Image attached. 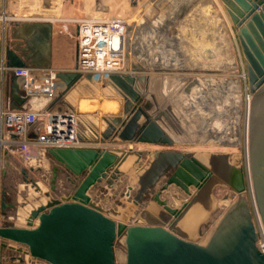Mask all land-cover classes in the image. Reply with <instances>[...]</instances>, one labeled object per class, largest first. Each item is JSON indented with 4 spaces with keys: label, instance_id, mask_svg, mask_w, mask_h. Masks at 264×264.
<instances>
[{
    "label": "rangeland",
    "instance_id": "1",
    "mask_svg": "<svg viewBox=\"0 0 264 264\" xmlns=\"http://www.w3.org/2000/svg\"><path fill=\"white\" fill-rule=\"evenodd\" d=\"M1 5L10 17H31L32 20L24 21L28 23L46 19L72 25L88 19H122L126 24L125 37L116 48L123 54L126 71L132 70L134 75L147 73L155 80L151 87L138 89V104L173 137L171 148L190 153L221 179L213 186L217 207L201 226L200 242L206 240L225 209L239 196L246 199L255 221L252 182L246 167L245 125L247 100L252 92L236 29L221 0H1ZM13 33L12 30L5 34L7 48L14 49L17 45ZM67 38L70 37L67 35ZM24 48L31 49L27 44ZM86 75L80 74L68 88L63 86L58 94L59 107L68 108L71 104V111L77 117L80 142L86 148L108 145L102 150L112 156H107L108 162L97 168L98 174L104 169L106 175L97 174L99 178L89 182L91 167L73 173L63 162L52 159L49 152L33 160L35 151L42 152L40 147H29V156H24L23 150L3 156L0 225L34 224L35 220L29 219L32 209L50 198L64 197H75L79 202L86 199L85 203L114 220L145 223L139 212L152 196L157 197L160 207L178 209L196 191L189 186V194L174 183L164 186L172 172L168 169L146 194L138 195L139 175L149 167L155 151H147L142 146L137 150L133 143L128 146L131 149L125 146L111 149L116 143L126 142L113 134L124 115L122 109L112 107L122 99L121 94L106 86L109 95H95L97 84L90 82ZM164 79L171 83L165 89L161 85ZM59 87H54L55 92ZM161 147L169 148L168 145ZM202 156L206 162H220L229 169V174L203 163ZM53 168L56 175L54 190H51ZM119 245L114 250L117 261L122 262ZM9 250L0 249V264H27L21 253Z\"/></svg>",
    "mask_w": 264,
    "mask_h": 264
},
{
    "label": "water",
    "instance_id": "2",
    "mask_svg": "<svg viewBox=\"0 0 264 264\" xmlns=\"http://www.w3.org/2000/svg\"><path fill=\"white\" fill-rule=\"evenodd\" d=\"M221 1L236 29L252 92L247 170L252 182L253 213L258 215L264 229V0ZM40 26L44 30L38 37L46 41L50 26ZM5 58L9 67L48 66L26 63L14 49L7 47ZM79 75V72H57L56 78L68 88ZM86 77L90 79L89 74ZM13 80L10 107L23 108L30 100L20 92L16 75ZM143 80L134 74L109 76V82L128 98L124 97L126 113L129 109L113 134L120 141L172 145L173 137L138 104L140 94L133 83ZM48 152L73 173L91 167L89 182L99 178L97 168L108 162L107 156H112L98 147L54 148ZM67 153L73 154V160L68 159ZM153 154L149 167L139 175L138 195L146 194L171 169L164 186L174 183L187 192L189 186L196 188L180 208L166 205L162 208L154 195L139 212L145 223L127 224L85 203L86 199L79 202L75 197L50 198L30 211L29 219L36 220L34 225L31 222L27 226L0 225V249L7 247L21 253L27 264H264V252L257 246V227L243 196L225 209L206 240L200 242L201 226L217 207L213 186L221 179L188 152L163 150ZM98 172L106 175L104 169ZM55 173L53 168L51 190H54ZM117 240L123 247L122 262L116 259Z\"/></svg>",
    "mask_w": 264,
    "mask_h": 264
},
{
    "label": "built area",
    "instance_id": "3",
    "mask_svg": "<svg viewBox=\"0 0 264 264\" xmlns=\"http://www.w3.org/2000/svg\"><path fill=\"white\" fill-rule=\"evenodd\" d=\"M30 18L10 17L0 0V71L16 75L20 92L30 100L25 107L16 109L10 107L9 101L6 103L0 101V161L3 156L17 150H23V155L29 156V147L41 148V153L38 151H35L34 155L31 153L35 158L33 160H36L42 158L44 152L48 155L49 149L81 146L76 113L69 110L68 114V110L55 105L54 87L57 85V71L50 66L6 65L5 34H9L16 23L32 20ZM125 32V22L115 18L77 21L76 29L67 33L76 45V69L80 74L90 75V82L97 84L98 89L95 91L97 96L105 95L106 82L109 81L111 74H128L124 67L123 54L116 48L121 40H124ZM34 124L39 126L38 131L29 137L28 134L33 132ZM49 156L54 159L51 154ZM257 217L256 214L257 246L264 252V229L257 223ZM34 222L36 223V220ZM116 244L123 248L120 240H117Z\"/></svg>",
    "mask_w": 264,
    "mask_h": 264
},
{
    "label": "crops",
    "instance_id": "4",
    "mask_svg": "<svg viewBox=\"0 0 264 264\" xmlns=\"http://www.w3.org/2000/svg\"><path fill=\"white\" fill-rule=\"evenodd\" d=\"M62 20L56 21V20H50V21H46V19L41 20V22L36 23V24H32L29 29V27L24 28V21L21 22L17 27H15L14 29V38H15V42L17 43V45L14 47L15 52L20 55L26 63H31L34 62L35 64H40V65H48L51 68H53L54 70H57V72L59 73H64V74H69V73H73V72H78L76 70V45L75 42L71 39V38H67V33L69 31H71L72 29L75 30L76 29V23L69 25L67 24V22H61ZM44 22H47L45 24H48L50 26L49 28V38L46 41H40V38L38 36L42 35V31L44 30L42 26L40 25H45L43 24ZM24 23V24H22ZM29 24V23H27ZM17 29H22V33L21 32H17ZM28 46L31 47L30 50H27L24 48V46L26 44ZM43 45H46V48L43 47ZM26 51H23V50ZM29 58V59H28ZM130 68V67H129ZM127 67V69H129ZM128 74L132 73V70H128L126 71ZM134 74V73H133ZM137 76H142L144 78L143 81H136L135 85L137 89L143 88V87H151L152 83H154V77L153 75L148 76L147 73H143V74H139ZM80 80V79H79ZM13 75L10 72H2L0 71V101L2 100L3 103H6L9 101L13 102V99L11 97V91H12V86H13ZM57 85L60 86L58 88V91H56V101H55V105L59 106V96L58 94H60V91L62 90L63 86H64V82L60 79L57 80ZM148 81V82H147ZM159 81V85H160V79L157 80ZM75 82V81H74ZM161 85L164 86L163 88L165 89V87L170 86L171 83L168 82V79H164L163 81H161ZM143 86V87H142ZM113 91V90H111ZM114 93H116V91H114ZM124 104L125 101L124 99H119L118 103L113 105L112 107H115V109L117 107H119L120 109H122L124 111V115L122 116L123 119H125L127 117V113L124 110ZM71 104L67 105L68 108L64 107V109H69L71 110L70 106ZM87 106H89L90 108V104ZM111 106V104H110ZM132 106V105H131ZM131 106H129L128 108H130ZM119 111L117 110V113ZM161 126L162 124L160 122H158ZM120 122L117 123V125L115 126L116 129L119 128ZM38 125H32V130L33 132H29L28 136L32 137L35 135V133H37L38 131ZM80 135V134H79ZM82 135V133H81ZM81 137V136H79ZM123 142V141H122ZM81 143V142H80ZM131 143H133V147H136V149L138 150L139 148L144 147L147 151H163V150H175V148H171V146H169V148H162L161 144H155V143H147V142H123L122 144H114L115 147L111 148V149H121L122 147H128L129 145H131ZM139 143V144H136ZM121 145V146H120ZM156 145V146H154ZM87 146V145H86ZM91 146V145H88ZM79 147H85L84 144L81 143V146ZM98 148L101 149H107L108 145H97ZM112 147V146H111ZM121 147V148H118ZM143 148V149H144ZM171 148V149H170ZM16 149V148H14ZM135 149V150H136ZM134 150V148L132 149ZM134 150V151H135ZM114 151V150H113ZM16 151H14L12 153L15 154ZM10 251V250H9Z\"/></svg>",
    "mask_w": 264,
    "mask_h": 264
},
{
    "label": "bare ground",
    "instance_id": "5",
    "mask_svg": "<svg viewBox=\"0 0 264 264\" xmlns=\"http://www.w3.org/2000/svg\"><path fill=\"white\" fill-rule=\"evenodd\" d=\"M32 24H24V28H27V27H29V29L31 28L30 26H31ZM17 32H21L22 33V29H17ZM43 47L44 48H46V45H43ZM137 76V75H136ZM58 82V81H57ZM59 83V82H58ZM60 84V83H59ZM134 85L133 86H135V88H136V85H135V83H133ZM107 86H109V88L110 89H112V90H114V91H116V94L118 95H120L121 94V96L120 97H122V99H124V97L125 96H123L122 95V93H121V91L120 90H118V88L117 87H115V86H113L109 81L107 82ZM137 89V88H136ZM138 90V89H137ZM113 91V92H114ZM109 93H112V92H109ZM106 95H109V94H107L106 93ZM249 96V95H248ZM246 99H247V97H246ZM249 100H250V98L248 97V100H247V106H246V112H247V115L249 116ZM246 115V127H247V132H246V143H247V158H248V125H249V121H248V116ZM170 146V145H169ZM128 148H131V147H128ZM106 151V150H105ZM66 156L68 157V159L69 160H73V154L72 153H67L66 154ZM205 156H202V158H200V160L203 162V163H208V165H212V167L216 170H219L220 172H224V173H226V174H229L228 172H229V169L228 168H226V167H224L223 166V164H221L220 162H218V161H214V160H212V162H206L205 161ZM247 160V159H246ZM249 160V159H248ZM247 168H249V161H247ZM211 168V167H210ZM249 170V169H248ZM106 172V171H105ZM106 174V173H105ZM235 177V178H234ZM234 177H232L233 179H236V176H234ZM173 185V184H172ZM194 187V186H193ZM180 189V188H179ZM189 191V190H188ZM172 193V192H171ZM170 194V193H169ZM180 194V193H179ZM190 194V193H189ZM192 195V194H191ZM187 196V195H186ZM185 196V197H186ZM169 197V196H168ZM167 198V197H166ZM180 198V197H179ZM178 198V199H179ZM172 199V198H171ZM166 200V199H165ZM168 200V199H167ZM182 200V199H181ZM168 203V202H167ZM174 204V203H173ZM256 221H258L257 223H259V224H261V221H260V218L259 217H257V220ZM262 225V224H261ZM25 259H26V257H25Z\"/></svg>",
    "mask_w": 264,
    "mask_h": 264
}]
</instances>
